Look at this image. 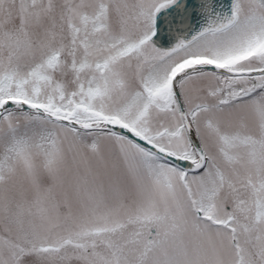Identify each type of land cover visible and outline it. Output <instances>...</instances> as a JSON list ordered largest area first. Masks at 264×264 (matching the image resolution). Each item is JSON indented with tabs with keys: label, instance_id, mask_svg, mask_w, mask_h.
I'll use <instances>...</instances> for the list:
<instances>
[{
	"label": "snow or ice",
	"instance_id": "obj_1",
	"mask_svg": "<svg viewBox=\"0 0 264 264\" xmlns=\"http://www.w3.org/2000/svg\"><path fill=\"white\" fill-rule=\"evenodd\" d=\"M0 264H264V0H0Z\"/></svg>",
	"mask_w": 264,
	"mask_h": 264
}]
</instances>
